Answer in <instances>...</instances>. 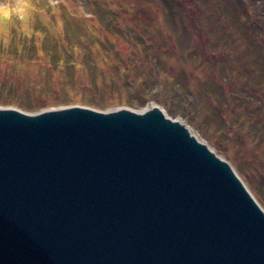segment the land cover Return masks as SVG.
Here are the masks:
<instances>
[{"label":"water","instance_id":"95a60500","mask_svg":"<svg viewBox=\"0 0 264 264\" xmlns=\"http://www.w3.org/2000/svg\"><path fill=\"white\" fill-rule=\"evenodd\" d=\"M0 264H264V210L153 104L0 106Z\"/></svg>","mask_w":264,"mask_h":264},{"label":"rangeland","instance_id":"374dc122","mask_svg":"<svg viewBox=\"0 0 264 264\" xmlns=\"http://www.w3.org/2000/svg\"><path fill=\"white\" fill-rule=\"evenodd\" d=\"M34 1L40 5L2 0L17 19H0V48L10 36L18 49H30L26 24L38 16L58 34L61 59L77 71L83 64L84 81L75 88L45 82L37 69L22 87L12 69L1 75L0 95L11 90L31 109L9 105L138 111L157 104L228 161L264 209V0ZM6 58L0 50V74Z\"/></svg>","mask_w":264,"mask_h":264},{"label":"trees","instance_id":"16d2710c","mask_svg":"<svg viewBox=\"0 0 264 264\" xmlns=\"http://www.w3.org/2000/svg\"><path fill=\"white\" fill-rule=\"evenodd\" d=\"M31 1L35 7H38L40 5L34 0ZM12 11L14 12L15 10L12 9ZM8 16H11L13 18L12 20L17 19V16L15 14H9ZM26 27L29 32L28 35H32V41H29L30 43H28V45L30 44L31 48L26 49L23 46L18 49L19 46L17 47V44L14 45V39H11V37L9 36V38L6 39L8 47L0 48L1 51H4V55L5 53L7 54V66L5 67L6 71H1L2 73L0 74V79L1 75L3 74H11L10 71L13 69L20 73L19 78H23L22 87H26V84L32 80L30 76L31 70L40 69L45 74V76L42 77L45 82L51 81L53 84L64 83V85L72 83L71 88H75L74 84L76 85V83H78L79 86L82 87L83 83H80V81H84L86 70L84 67H82V63L80 67L81 70L79 69V71H77V68L73 65V63H71L73 61H70V59H66V61L61 59V43L58 41V34H52V32L39 19L38 16H34V18L30 20L28 17ZM62 36H59V38ZM40 51L43 53L40 54L44 62L43 67H40L36 64V62L39 61L36 60L35 57H37ZM72 51L73 53H75L77 49L73 48ZM5 81H7V78H5ZM5 81L1 84L0 89H4V86L6 85ZM5 93L2 92V96L0 95L1 104H10L15 103L16 101L17 105L19 104V107H23L24 109H31L24 101L14 98V96L11 94V90H9L7 94ZM95 94L100 93L97 91Z\"/></svg>","mask_w":264,"mask_h":264},{"label":"clouds","instance_id":"9594fccd","mask_svg":"<svg viewBox=\"0 0 264 264\" xmlns=\"http://www.w3.org/2000/svg\"><path fill=\"white\" fill-rule=\"evenodd\" d=\"M9 14H14L11 7L8 4L3 3L2 0H0V19H3Z\"/></svg>","mask_w":264,"mask_h":264}]
</instances>
